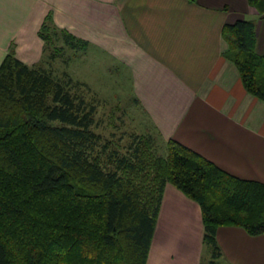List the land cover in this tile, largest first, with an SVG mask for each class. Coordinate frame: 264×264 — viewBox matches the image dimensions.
Returning a JSON list of instances; mask_svg holds the SVG:
<instances>
[{
	"label": "trees",
	"instance_id": "obj_1",
	"mask_svg": "<svg viewBox=\"0 0 264 264\" xmlns=\"http://www.w3.org/2000/svg\"><path fill=\"white\" fill-rule=\"evenodd\" d=\"M248 2L264 15V0ZM256 28V20L238 19L222 35L246 90L264 100ZM41 34L51 48L48 23ZM66 43L77 50L84 41ZM69 83L13 51L0 65V264H146L168 184L200 205L211 264L222 256L220 226L264 233V182L175 139L165 156L152 151L151 137H134L126 152L102 143L94 105Z\"/></svg>",
	"mask_w": 264,
	"mask_h": 264
},
{
	"label": "crops",
	"instance_id": "obj_2",
	"mask_svg": "<svg viewBox=\"0 0 264 264\" xmlns=\"http://www.w3.org/2000/svg\"><path fill=\"white\" fill-rule=\"evenodd\" d=\"M238 19L256 20L264 56V15L248 0H0V65L13 51L30 67H45L49 51L58 54L56 41L48 48L41 34L48 23L51 35H63L60 52H69L67 36L84 41L72 60L63 57L67 67L77 60L84 78L88 68L94 77L99 59L105 77L126 79L163 141L264 182V100L246 90L225 55L223 27ZM203 235L200 205L168 184L146 264H204ZM216 236V264H264V233L226 225Z\"/></svg>",
	"mask_w": 264,
	"mask_h": 264
},
{
	"label": "rangeland",
	"instance_id": "obj_3",
	"mask_svg": "<svg viewBox=\"0 0 264 264\" xmlns=\"http://www.w3.org/2000/svg\"><path fill=\"white\" fill-rule=\"evenodd\" d=\"M54 35L53 44L56 41L55 46L57 45L61 48L63 35L60 33H54ZM67 49H69V52H60L59 54L54 52L56 55L52 54V50L49 51L47 59L50 61L44 63L45 67L48 70H52L55 78L64 84H68V81L71 79L64 70L69 71L71 76L74 77V80H87V86L84 84H76L74 80V82H70L69 84L73 93L84 97L88 104L94 105L95 122L92 127L103 138L102 143L104 140H112L122 146V152H126L134 137H151L152 151L157 155H167L168 141H163L159 136L145 110L139 105L137 99H135L130 86H128V82L125 84L126 79L124 81H113L114 78L110 72L111 78L105 77L107 70L99 59H97V62H93L94 64L91 63L95 66L94 77H89L91 75H89L88 70L91 69L88 68L84 78L83 73L77 65V60L70 62L69 67L64 62L63 57L72 60L74 58L73 55L79 53L78 50L73 53L72 48ZM88 55L90 57L92 56L90 54ZM204 248V264H211L212 248L208 245H205Z\"/></svg>",
	"mask_w": 264,
	"mask_h": 264
}]
</instances>
